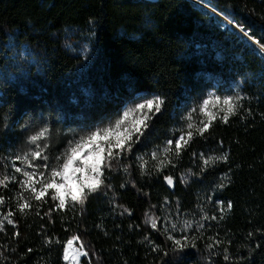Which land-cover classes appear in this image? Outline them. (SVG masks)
I'll return each mask as SVG.
<instances>
[{
	"label": "trees",
	"instance_id": "trees-1",
	"mask_svg": "<svg viewBox=\"0 0 264 264\" xmlns=\"http://www.w3.org/2000/svg\"><path fill=\"white\" fill-rule=\"evenodd\" d=\"M205 1L264 45V0ZM235 85L254 92L259 107L248 125L213 129L208 140L222 141L218 151L227 161L204 165L197 154L201 145L190 142L178 156L175 150L164 155L175 167L157 172L148 151L173 134L179 113L190 103L197 106L209 89L222 96ZM150 96L166 98V105L147 142L113 162L104 181L110 187L90 194L83 205L56 209L50 194L35 201L21 189L23 177L10 173L6 148L21 154L42 127L52 134L56 150L50 155H59L74 133L114 124L125 101ZM168 175L174 187L163 179ZM4 176L9 179L7 187L0 185V219L11 212L13 224L4 221L0 230V264H69L63 254L71 237L88 252L79 264H264V53L222 16L191 0H0ZM40 179L34 177L37 191ZM210 185L221 208L203 211L198 195ZM22 191L31 205L23 213L17 210ZM205 213L216 219L202 220ZM150 217L161 218L159 230L151 228ZM164 218L191 222L188 235L196 247L173 253ZM210 238L223 243L209 249ZM156 245L164 251H154Z\"/></svg>",
	"mask_w": 264,
	"mask_h": 264
},
{
	"label": "snow or ice",
	"instance_id": "snow-or-ice-1",
	"mask_svg": "<svg viewBox=\"0 0 264 264\" xmlns=\"http://www.w3.org/2000/svg\"><path fill=\"white\" fill-rule=\"evenodd\" d=\"M224 20L228 21V17H224ZM231 25V21H229ZM234 29L239 30L240 36L254 42L259 45V41H253L251 37V31L246 29L242 24H235ZM261 49H264V45H259ZM141 99V97H135ZM243 99L241 96H226L221 102L220 96L209 97L203 100V104L200 107L201 112H206L207 106L210 102H214L220 107V111L223 112L221 119L224 123L228 122L230 116L237 114L240 109V101ZM166 98L155 96L152 99H147L142 103L135 104V107L124 111L123 115L115 121L114 124H110L104 127H96L94 130L86 131L84 134L74 133L72 139L67 141V145L59 155L52 156L51 153L55 152V147L50 143L52 134L49 127L44 126L35 134L28 137V144L30 147L27 150H23L21 154H15L12 157L13 168L15 173L22 174L25 178L20 181L21 189L27 190L31 193L32 198L38 202H45L44 197L51 195L53 201H58L56 209H64L66 203L83 205L85 200L88 199L90 194L98 193L102 187H110L105 185L104 181L107 178L106 172L112 171L113 162H120L125 158H128L135 150L137 145H143L147 142L150 135V129L153 127V122L159 117L165 110ZM195 111V109H193ZM134 112L141 113L139 119L135 120L131 127L124 126L127 118ZM218 114V113H217ZM250 114V113H249ZM208 121L202 124V127L196 129V134L202 138H206L212 122L216 119V115L207 113ZM21 127H24L21 125ZM90 127V126H89ZM193 125L189 123L187 125V131L179 135L178 138L169 139L166 141L164 148L165 155L171 154L174 149L178 154L191 142L193 139ZM28 129L25 128V131ZM77 136L79 138H77ZM85 149H88L85 152ZM156 152L151 153L150 159L157 160ZM197 155L193 153V156ZM203 157V153L199 154ZM138 161L142 163L139 165L142 170L147 171V161H144L143 156L136 157ZM228 156L212 160L211 158L203 159L204 165H209L210 160L212 164H215L217 160L227 161ZM15 162H19L21 167H17ZM171 165L175 167L171 160L167 161V164L163 159L159 160V164L156 166L157 172H162L164 168ZM127 172L128 168H124ZM39 176L40 190L37 191L35 186L34 177ZM9 179L8 176H4L0 179V185H4L5 181ZM15 179V176L12 177ZM163 179L167 185L174 187V178L171 175L164 176ZM219 187H224L223 184ZM52 190L49 193V190ZM212 199V197H209ZM20 200L22 202L17 203V210L21 213L26 208H30L31 205L27 200H23V191L20 193ZM4 203V197L0 196V204ZM216 203H221L216 201ZM165 204L168 205L167 199ZM170 206V205H169ZM232 203H228V208L231 209ZM51 211V210H50ZM179 211V209H177ZM12 213L0 219V230H3L4 221H7L9 225L13 224V220L10 219ZM222 218V217H221ZM161 218L150 217L149 223L152 229H158L157 220ZM202 220L216 219L215 216L209 217L206 213L201 217ZM162 227L167 238L172 242L171 251L176 254H183L185 249L195 248V237L188 235V230L193 228V224L189 221H185L183 225H178L172 222L170 218H164L162 220ZM198 230L204 228V224L200 223L197 226ZM179 231L180 235L177 237L174 232ZM18 235V233H17ZM252 233H249L251 236ZM74 239H79L74 237ZM147 239V237H146ZM214 240V243L207 245L209 249H213L217 245L222 244L220 240L210 238ZM69 244L72 241H68ZM83 249V244H81ZM259 247V245H257ZM154 251L163 252L164 250L156 245L153 248ZM31 251V249H29ZM164 255H168V252H164ZM210 255H215L214 252H210ZM79 256H88L87 251H78L71 256L72 260H77ZM70 254L67 248H65L63 259L68 261ZM231 259L228 254V249L224 248V260L229 261ZM243 260L244 257H240Z\"/></svg>",
	"mask_w": 264,
	"mask_h": 264
},
{
	"label": "rangeland",
	"instance_id": "rangeland-1",
	"mask_svg": "<svg viewBox=\"0 0 264 264\" xmlns=\"http://www.w3.org/2000/svg\"><path fill=\"white\" fill-rule=\"evenodd\" d=\"M196 2H198L199 4H202L206 7H210V11H214L216 10L214 6L210 5L209 3H207L206 1L204 2V0H195ZM217 11V10H216ZM218 13V12H217ZM222 16L227 17L226 15H223L221 12H219ZM229 21L232 22V20H230V18L228 17V21L225 20L226 23H228ZM215 96H220L221 97V102L223 100L224 97L226 96H241L243 97V99L240 101V109L237 111V114L234 116H230L228 119L227 123H224L223 120L221 119V116L223 115V112L220 111V107L218 105H216L214 102H210L209 105L207 106L206 112H201L200 111V107L203 104V100L204 99H208L209 97H215ZM155 96H150L147 98H142L136 101H125L124 104L122 105V111L121 114H119L118 118L119 119L122 115L124 111H128L129 109H132L135 107V104L137 103H142L147 99H152ZM259 107V103L257 101V95L254 92H251L250 90L245 91L244 89L240 88L239 85H235L234 88L232 89V91L229 94H225V95H220L218 93H216L215 91H213L212 89H209L201 98L198 99L197 101V106L196 104H191L185 109L184 112L179 113L180 115L178 116L179 119L177 120L176 124H174V128H173V134L170 137L165 138L162 142L161 145H158L156 147H153V149L148 151V156H151V153L156 152L157 149H159V151L157 152V160H153L154 163H156L158 165L159 160L163 159L165 153H164V148L166 145V141L169 139H173V138H178L179 135H181L182 133L187 131V125L189 123H191L193 125V139L191 140L192 143H194L195 145H201V148L199 147V149H197V154L199 155L200 153H203V157H201V162L203 163V159L205 158H211L212 160H216V158L221 157L223 155V153L221 151H218V148H220L221 146H223V143L221 140L216 139V141H212L211 142L208 140L211 139L212 137V133H213V129H218L217 127H223L224 125L226 126H233L236 127L237 125H248V123H250L251 121L254 120V116H255V112L257 111ZM193 109H195V111H193ZM207 113H212L214 115H216V119L212 122V125L210 126L208 132L205 134L206 138H202L200 136H198L196 134V129H198L199 127H202V124L204 122L208 121V115ZM218 113V114H217ZM250 113V114H249ZM141 116V113L139 112H134L132 114H130V116L127 118L126 124L124 126L127 127H131V125L134 123L135 120L139 119ZM116 119V120H117ZM102 128V127H101ZM174 150V149H173ZM88 149H85V152H87ZM15 154H19V150L11 147V148H6V153H5V157L8 160V164H9V171L12 174L14 172V168L12 166L13 161H12V157ZM17 167H21V165L19 164V162H15ZM211 163V160H210ZM22 177L23 175L20 174ZM23 179H25L23 177ZM214 185L213 186H207V188H203V190H201V192H199L198 195V204L200 205V208L203 211H206V209H212V210H216V209H220L221 208V203H216V201H219L215 196H214ZM209 197H212V199H209ZM212 200V201H211ZM200 211V210H199ZM72 241L71 244L68 243V241ZM77 239H74V237L69 238L67 241H65V245L64 247L68 249L69 254H70V258L68 260L69 264H79L80 263V256L77 258V260H72L71 256L75 253H77L78 251H84L83 249H81L79 242H77ZM65 251V249H64ZM64 256V254H63Z\"/></svg>",
	"mask_w": 264,
	"mask_h": 264
},
{
	"label": "water",
	"instance_id": "water-1",
	"mask_svg": "<svg viewBox=\"0 0 264 264\" xmlns=\"http://www.w3.org/2000/svg\"><path fill=\"white\" fill-rule=\"evenodd\" d=\"M191 1H195V0H191ZM195 2H196V1H195ZM207 8L210 9V7H207ZM211 12H213V13H215V14H217V15L222 16L219 12L217 13L216 10H214V11L211 10ZM222 17L224 18V16H222ZM231 24H232L233 26L235 25V24H233L232 22H231ZM253 41H256V40L253 39ZM256 45H257L258 49L264 53V49H261L260 46H259V45H261V44L259 43V45H258V44H256Z\"/></svg>",
	"mask_w": 264,
	"mask_h": 264
}]
</instances>
